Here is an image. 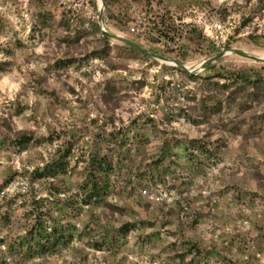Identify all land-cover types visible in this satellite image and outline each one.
Returning a JSON list of instances; mask_svg holds the SVG:
<instances>
[{"label": "rangeland", "instance_id": "374dc122", "mask_svg": "<svg viewBox=\"0 0 264 264\" xmlns=\"http://www.w3.org/2000/svg\"><path fill=\"white\" fill-rule=\"evenodd\" d=\"M108 1V29L184 65L225 49L264 55V0ZM157 15L176 28L174 51L130 33ZM97 19V0H0V264H264V188L254 175L264 177V132L250 134L258 117L240 135L222 130L224 121L216 130L194 125L180 112L200 83L118 51L114 40L108 55L91 57ZM192 27L203 40H188ZM263 64L231 55L217 69ZM110 82L117 102L106 104ZM21 133L34 142L15 146ZM177 139L191 150L165 152L156 171L165 143ZM200 139L214 143L209 152L190 144ZM65 152L69 166L56 180L35 177ZM96 154L113 160L110 189L85 205L81 186ZM127 223L136 227L124 237ZM43 226L59 233L47 238ZM61 235L67 242L55 244ZM195 245L200 254L189 253Z\"/></svg>", "mask_w": 264, "mask_h": 264}, {"label": "trees", "instance_id": "16d2710c", "mask_svg": "<svg viewBox=\"0 0 264 264\" xmlns=\"http://www.w3.org/2000/svg\"><path fill=\"white\" fill-rule=\"evenodd\" d=\"M106 1V7L109 6V1ZM164 16L157 15L152 23H150V33L145 37L138 39H146L148 42H170L171 47L167 50L174 51L173 47L175 45L174 37L176 33L175 29H170L168 31L165 25ZM67 30H70V24L66 20H62L61 23ZM93 28L96 33L101 35L100 46H98L92 53L93 58H102L103 55H108L111 49V38L102 34L101 29L97 22L93 24ZM188 40L196 38L197 40H203L202 34L196 27H192L188 31ZM80 34V33H79ZM256 39L258 37H251ZM80 39V35L76 37V40ZM118 51H125L135 56L143 57L147 60H153V58L133 49L128 45H117L115 47ZM8 52V51H7ZM88 58V57H86ZM77 62L76 59H68L58 61L56 66L66 67L69 64ZM7 63H0V70H6ZM218 63L209 67L204 73L212 72L208 74L194 75L188 72L182 71L180 69L174 68V70L181 73L183 76L187 77L190 81L195 83H200V87L195 92H188L186 96L187 105L181 109V114H183L188 120L196 126L206 125L212 129H217L219 124L224 121V125L221 127L225 132H229L233 135H240L242 130L249 124L250 120L258 117V120L253 131H250L252 136H258V134L264 132V64L259 68H239V69H227L219 68L217 69ZM141 87L144 86V82H140ZM116 94H118L115 83H107L105 85V93L103 95V100L106 104L111 102H117ZM190 102V103H188ZM234 113V117L230 114ZM154 123L153 120H150ZM35 137L32 134L21 133L13 141V144L17 147H24L32 144ZM195 149H201L209 152L208 148L214 145L211 141L207 139L195 140L190 143ZM189 152L191 148L189 143H185L182 139H177L174 143L172 140L167 141L162 148L156 162L155 170H159V166L163 163V154L165 152H170L173 156L177 153L174 150L183 149ZM69 152H65L60 158L53 159L52 162L44 166L43 168L36 169L34 175L37 179H52L56 180L62 172H65L66 168L69 166L67 161ZM193 155V153H192ZM194 156V155H193ZM194 158H191L193 161ZM87 169L90 171L86 182L81 186L82 192L84 193V204L88 205L90 203L98 204L103 202V198L108 194L110 189L109 184V174L114 170V163L111 157L107 155L96 154L89 161V166ZM145 167H139L137 176L143 178ZM258 181H262L261 184L264 188V177L260 172L254 173ZM154 180V178H153ZM156 181V180H155ZM58 191L56 187L53 188ZM110 206V205H109ZM114 208V206H110ZM201 215H197L193 224L197 225ZM136 226L131 223L123 225L119 230L120 234L127 237L129 233ZM51 228V227H50ZM42 229V228H41ZM44 229V226H43ZM46 232L45 237L57 235L59 233L58 229L54 227L52 233H49L48 229H44ZM43 230H40L38 234L41 236ZM30 238H27L28 242L36 240L34 231H31ZM61 239L55 244L66 243L67 240L64 235L60 236ZM101 245H95V247H100ZM42 251L49 250L48 245L40 244ZM200 254L201 250L195 245L189 250V253ZM184 261V256L180 255Z\"/></svg>", "mask_w": 264, "mask_h": 264}, {"label": "water", "instance_id": "95a60500", "mask_svg": "<svg viewBox=\"0 0 264 264\" xmlns=\"http://www.w3.org/2000/svg\"><path fill=\"white\" fill-rule=\"evenodd\" d=\"M98 2V19L97 23L101 29V32L103 35L110 37L112 40L120 42L124 45H128L132 47L133 49L155 59L158 61H161L165 64H168L170 66H173L177 69H180L182 71L188 72L190 74L199 75L200 73L206 71L209 67L213 66L214 64L218 63L219 61L223 60L224 58L235 55L238 57H241L245 60L258 62V63H264V55H248L243 52H241L238 49H225L221 51L220 53L213 55L209 58H206L198 63H195L193 65H184L183 63L169 59L167 57L161 56L159 54H156L152 52L151 50L147 49L143 45L135 42L134 40L124 37L120 34H117L113 32L112 30L108 29L105 22V11H106V5L105 0H97Z\"/></svg>", "mask_w": 264, "mask_h": 264}, {"label": "built area", "instance_id": "2783aa9c", "mask_svg": "<svg viewBox=\"0 0 264 264\" xmlns=\"http://www.w3.org/2000/svg\"><path fill=\"white\" fill-rule=\"evenodd\" d=\"M150 27L151 26L144 23L143 20H139L134 26L130 27V33L132 35H136L138 37L145 38L151 32ZM161 44L164 47H171L172 46V44L170 42H165V41H161Z\"/></svg>", "mask_w": 264, "mask_h": 264}, {"label": "bare ground", "instance_id": "6f19581e", "mask_svg": "<svg viewBox=\"0 0 264 264\" xmlns=\"http://www.w3.org/2000/svg\"><path fill=\"white\" fill-rule=\"evenodd\" d=\"M240 51L243 52V53H245V54L252 55V54H250V53H248L246 51H242V50H240Z\"/></svg>", "mask_w": 264, "mask_h": 264}]
</instances>
